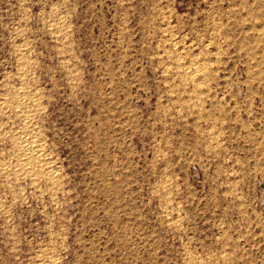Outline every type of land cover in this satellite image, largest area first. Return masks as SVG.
<instances>
[{
    "label": "rangeland",
    "instance_id": "obj_1",
    "mask_svg": "<svg viewBox=\"0 0 264 264\" xmlns=\"http://www.w3.org/2000/svg\"><path fill=\"white\" fill-rule=\"evenodd\" d=\"M0 264H264V0H0Z\"/></svg>",
    "mask_w": 264,
    "mask_h": 264
},
{
    "label": "bare ground",
    "instance_id": "obj_2",
    "mask_svg": "<svg viewBox=\"0 0 264 264\" xmlns=\"http://www.w3.org/2000/svg\"><path fill=\"white\" fill-rule=\"evenodd\" d=\"M25 66V65H24ZM28 113V112H27ZM30 125H32V124H30L29 122L27 123V125H26V128H28V127H30ZM29 130V129H28ZM37 130V129H36ZM34 131V130H33ZM32 140V139H31ZM31 140H29V139H25V140H23L22 141V147H23V150H24V154H42V147L39 145V143L37 142V140L35 141V140H33V141H31ZM22 149V148H21ZM40 156V158H41V156L42 155H39ZM39 156H35L34 157V160L32 161V164H33V162L34 163H36V161L37 162H41V160H40V158H39ZM25 162V161H24ZM29 162V161H28ZM39 162V163H40ZM27 163V162H26ZM30 163H31V161H30ZM30 163H29V165H30ZM11 170V169H10ZM45 171V170H44ZM33 175V174H32Z\"/></svg>",
    "mask_w": 264,
    "mask_h": 264
}]
</instances>
